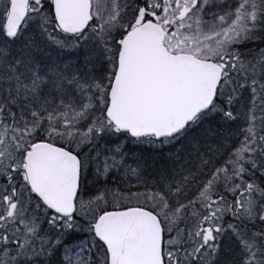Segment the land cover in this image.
<instances>
[{
    "label": "snow or ice",
    "instance_id": "snow-or-ice-1",
    "mask_svg": "<svg viewBox=\"0 0 264 264\" xmlns=\"http://www.w3.org/2000/svg\"><path fill=\"white\" fill-rule=\"evenodd\" d=\"M0 264H264V0H0Z\"/></svg>",
    "mask_w": 264,
    "mask_h": 264
}]
</instances>
